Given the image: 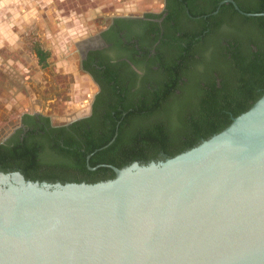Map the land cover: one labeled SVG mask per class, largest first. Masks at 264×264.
I'll return each instance as SVG.
<instances>
[{
    "label": "water",
    "instance_id": "95a60500",
    "mask_svg": "<svg viewBox=\"0 0 264 264\" xmlns=\"http://www.w3.org/2000/svg\"><path fill=\"white\" fill-rule=\"evenodd\" d=\"M109 167L92 184L0 172V264H264V94L185 152Z\"/></svg>",
    "mask_w": 264,
    "mask_h": 264
},
{
    "label": "flooded vegetation",
    "instance_id": "af4514ba",
    "mask_svg": "<svg viewBox=\"0 0 264 264\" xmlns=\"http://www.w3.org/2000/svg\"><path fill=\"white\" fill-rule=\"evenodd\" d=\"M25 5L26 0L18 2V9L24 12ZM250 7L262 9L264 0H161L157 11L148 8L141 13H115L103 23H98L104 19L102 16L88 18L92 11L88 7L87 17L80 18V23L91 33L75 46L78 71L95 85L88 108L81 114L66 116L57 103L53 109L44 104L32 105L7 121L0 118V149L19 144L29 145L39 154L63 146L84 149V140H88L85 131L91 129L93 135L101 136L110 133L112 126L117 129L114 137L118 133L122 140L141 137L155 124H160L170 137L176 129L175 118L165 120L153 110L155 104L167 105V110L170 105L172 109L175 106V113L178 96L185 90L192 93V88H187L192 83L182 76L176 80L177 73L184 70L191 77L206 76L214 85L200 84L205 93H212L221 89L220 70L227 73L232 61L256 62L264 54L260 25L242 17H250L243 11ZM263 14L254 16L264 18ZM40 20L46 21V16ZM36 28L34 21L30 29L33 33L28 37L33 40L31 48L40 65L51 54L40 45ZM66 31L70 29L61 28L60 37H67ZM40 56H44L43 61ZM159 90L160 96L155 97ZM259 92L263 95L264 87L254 89V94Z\"/></svg>",
    "mask_w": 264,
    "mask_h": 264
},
{
    "label": "trees",
    "instance_id": "16d2710c",
    "mask_svg": "<svg viewBox=\"0 0 264 264\" xmlns=\"http://www.w3.org/2000/svg\"><path fill=\"white\" fill-rule=\"evenodd\" d=\"M243 11L257 14L264 11V8L250 7ZM236 15L239 16L237 13ZM242 17L260 25V33L264 32V18ZM40 59L43 61L44 56H40ZM181 76L187 78V83H192L191 87H187L192 88V93L188 94L185 90L178 96L181 101L179 100L175 113V106L172 109L170 105L167 110V105L155 104L153 110V113L156 112L161 117L163 115L165 120L175 118L176 129L170 137L160 124L150 127L141 137H131L128 140H122L118 133L114 137L117 129L113 126L110 133L101 136L93 135V130L90 129L84 132L88 138L83 139L84 149H66L70 146H63L64 149L40 154L35 148L22 144L0 149V172H19L32 182L92 184L114 178L115 173L109 166L120 169L132 162L147 164L172 158L221 132L231 123L232 118L246 112L262 96L261 92L254 94V89L264 87V54H260L256 62L232 61L229 72H219L221 89L212 93H205L200 84L207 83L206 87L214 85L206 76L191 77L181 70L177 73L176 80ZM160 94L161 90L156 92L155 97ZM189 114L193 116L189 117ZM87 156H90L88 161ZM88 166L95 169L90 170Z\"/></svg>",
    "mask_w": 264,
    "mask_h": 264
},
{
    "label": "rangeland",
    "instance_id": "374dc122",
    "mask_svg": "<svg viewBox=\"0 0 264 264\" xmlns=\"http://www.w3.org/2000/svg\"><path fill=\"white\" fill-rule=\"evenodd\" d=\"M21 1L0 0V118L7 121L32 105L53 109L55 103L66 116L81 114L88 108L95 85L78 71L75 46L91 33L80 18H86L87 8L94 10L100 0H26L25 16L18 9ZM160 2L155 0L149 10L157 11ZM116 8L107 7L98 23L120 13ZM45 16L46 21L40 20ZM34 21L40 45L51 54L43 65H38L33 40L28 37ZM61 28L70 29L67 37H60Z\"/></svg>",
    "mask_w": 264,
    "mask_h": 264
},
{
    "label": "crops",
    "instance_id": "0c3cea01",
    "mask_svg": "<svg viewBox=\"0 0 264 264\" xmlns=\"http://www.w3.org/2000/svg\"><path fill=\"white\" fill-rule=\"evenodd\" d=\"M155 0H100L99 5L88 13V18L103 16L107 7L114 6L121 14H128L130 11H138L141 8H149Z\"/></svg>",
    "mask_w": 264,
    "mask_h": 264
}]
</instances>
